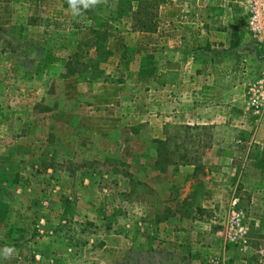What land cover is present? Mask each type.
Listing matches in <instances>:
<instances>
[{
  "label": "rangeland",
  "instance_id": "rangeland-1",
  "mask_svg": "<svg viewBox=\"0 0 264 264\" xmlns=\"http://www.w3.org/2000/svg\"><path fill=\"white\" fill-rule=\"evenodd\" d=\"M177 2L160 38L124 0L79 16L68 0H0V264H264V174L244 172L264 153L243 156L230 120L264 125L245 98L264 46L250 39L262 64L236 111L180 123L158 46L208 11Z\"/></svg>",
  "mask_w": 264,
  "mask_h": 264
},
{
  "label": "crops",
  "instance_id": "crops-1",
  "mask_svg": "<svg viewBox=\"0 0 264 264\" xmlns=\"http://www.w3.org/2000/svg\"><path fill=\"white\" fill-rule=\"evenodd\" d=\"M204 5L207 6H203V9L208 12L200 19H196L195 14L194 20L188 23L185 39H181L182 33L176 31L172 33L169 44H165V39L162 38L158 46L161 57L159 71L171 72L173 76L170 83L167 80L158 81L157 87L162 92L161 100L163 93L167 92L165 98L170 100L167 102L171 103L174 112L178 111L172 115H176L180 118V123L185 124H211L213 121L218 122L217 118L221 119L220 115H225L227 109L236 111L237 104L244 98V78L249 76L251 69L262 64L258 59L259 55L254 52L250 36L247 34V40L240 36L241 28L234 24L227 0H204ZM182 9L177 0L165 1L159 6L158 15L161 20L169 22L175 17L181 18ZM160 24L156 32H161L160 38L166 37L163 32L170 23ZM172 24L175 25L174 22ZM161 103L163 108L165 103ZM236 115L235 112L230 120L234 127H238L234 129L232 137L237 150H242L243 156H248L255 144H259L261 156V152L264 153V134L259 131L264 125L253 126L251 121L242 122ZM239 130L246 132L244 141L236 137ZM257 162L253 161L244 172L249 171L262 179L259 175L264 174V166ZM259 182L261 180L256 184L259 185Z\"/></svg>",
  "mask_w": 264,
  "mask_h": 264
},
{
  "label": "built area",
  "instance_id": "built-area-1",
  "mask_svg": "<svg viewBox=\"0 0 264 264\" xmlns=\"http://www.w3.org/2000/svg\"><path fill=\"white\" fill-rule=\"evenodd\" d=\"M245 16V30L257 46H264V0H234ZM247 106L264 115V71L246 86Z\"/></svg>",
  "mask_w": 264,
  "mask_h": 264
},
{
  "label": "trees",
  "instance_id": "trees-1",
  "mask_svg": "<svg viewBox=\"0 0 264 264\" xmlns=\"http://www.w3.org/2000/svg\"><path fill=\"white\" fill-rule=\"evenodd\" d=\"M131 1L132 0H124L130 8L132 28L139 32H154L159 23L158 6L163 0H133L135 5L130 6ZM167 74L172 76L171 72ZM172 79L173 77H170V79H167V82L170 83ZM245 136L246 132L244 130H239L236 134L237 139L240 141H244L246 138Z\"/></svg>",
  "mask_w": 264,
  "mask_h": 264
},
{
  "label": "clouds",
  "instance_id": "clouds-1",
  "mask_svg": "<svg viewBox=\"0 0 264 264\" xmlns=\"http://www.w3.org/2000/svg\"><path fill=\"white\" fill-rule=\"evenodd\" d=\"M106 3V0H68V4L74 16L81 15V7L85 10L95 7L98 4ZM13 252L12 248H7L4 252L5 257H9Z\"/></svg>",
  "mask_w": 264,
  "mask_h": 264
}]
</instances>
